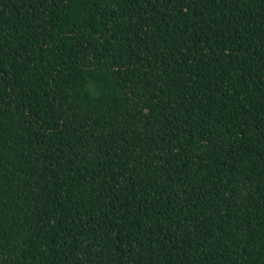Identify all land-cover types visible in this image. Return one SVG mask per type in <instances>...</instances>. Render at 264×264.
<instances>
[{"label":"trees","instance_id":"1","mask_svg":"<svg viewBox=\"0 0 264 264\" xmlns=\"http://www.w3.org/2000/svg\"><path fill=\"white\" fill-rule=\"evenodd\" d=\"M0 264H264V0H0Z\"/></svg>","mask_w":264,"mask_h":264}]
</instances>
